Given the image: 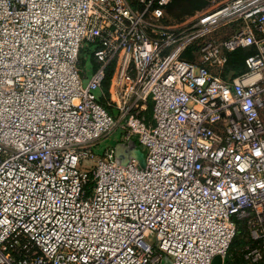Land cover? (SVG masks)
<instances>
[{"label":"built area","instance_id":"built-area-1","mask_svg":"<svg viewBox=\"0 0 264 264\" xmlns=\"http://www.w3.org/2000/svg\"><path fill=\"white\" fill-rule=\"evenodd\" d=\"M219 1L169 26L171 0H0V264H211L243 219L264 242V0ZM117 130L145 167L95 155Z\"/></svg>","mask_w":264,"mask_h":264},{"label":"trees","instance_id":"trees-1","mask_svg":"<svg viewBox=\"0 0 264 264\" xmlns=\"http://www.w3.org/2000/svg\"><path fill=\"white\" fill-rule=\"evenodd\" d=\"M180 0H171V2L169 3V5L166 7V10H168L169 6H171L172 2L173 3H178ZM201 3H193L192 8L188 11H186L187 14H192L195 13L196 11H198L199 9L204 8L205 6H201ZM185 6V4H183ZM186 7V6H185ZM167 12V11H166ZM164 23L166 25L171 26L170 22L167 20V15L165 13V17H164ZM229 28V27H228ZM232 28V33L236 30V28L231 27ZM220 33H218L219 35ZM85 50V49H84ZM84 50H82V55H87V52H83ZM191 52V51H190ZM188 52L185 54L184 58L188 59V60H194L193 55ZM256 53V50L254 48L251 49H247V50H242V51H238L234 54H232L230 56V60H229V64L228 67L226 68V71L223 74V77L226 79L227 77H229L230 75H232L233 77H236L238 75L243 74L246 71V64H245V59ZM80 61H82L85 63L87 60L83 59L81 57ZM112 70L113 68H111L109 70L107 79L103 85V93L105 94V96L103 95V93H100L98 96V101L101 105H103L105 108L109 109L107 106V100L106 97L109 96V86H110V78H111V74H112ZM111 113L112 110L109 109ZM151 111L149 112L150 115ZM264 242L262 240H255L252 237L251 234V228L250 225L248 223V220L243 219V220H239L237 221V234L235 236V238L233 239V242L227 252V255L225 257V264H253L251 261L247 260L245 258V254L247 249H255V248H261L263 246Z\"/></svg>","mask_w":264,"mask_h":264},{"label":"rangeland","instance_id":"rangeland-1","mask_svg":"<svg viewBox=\"0 0 264 264\" xmlns=\"http://www.w3.org/2000/svg\"><path fill=\"white\" fill-rule=\"evenodd\" d=\"M193 3H201L200 7L201 6H205V7L199 9L198 11L193 13V15L187 14L186 11L192 8ZM221 3L222 2L219 0H180L176 4L172 2L168 10H166L167 20L170 22L171 26L183 25L189 22L192 18H194L198 14L215 11L221 5ZM183 4H185L186 7ZM219 33H220L219 38H225L232 33V28L229 27V28L221 29L219 30ZM83 52H87V49H85ZM81 57L87 60V55L84 54L82 55L81 53ZM79 66L82 70H86L88 68L87 64L85 63L84 66V63L82 61H80ZM91 74H92L91 72H88V74L86 75L85 77L86 82L91 77ZM99 94L100 92L97 95L99 96ZM122 137H123V132L121 130H117L110 137L100 141L96 146L93 147V151L95 155L100 157L103 156L107 150L116 147L121 142ZM137 150L138 152L143 154L146 165V159L148 155L147 148L141 145H137ZM129 159H130V155H128V153L125 152L123 154L122 159H120L119 162L122 164H126L129 161ZM147 240L152 243V239L147 238Z\"/></svg>","mask_w":264,"mask_h":264},{"label":"water","instance_id":"water-1","mask_svg":"<svg viewBox=\"0 0 264 264\" xmlns=\"http://www.w3.org/2000/svg\"><path fill=\"white\" fill-rule=\"evenodd\" d=\"M127 152L130 157H134L141 165V167H145V161L143 154L138 152L137 150V145L136 144H131V145H124V144H118L116 146V153H117V158L118 162L120 159H122L123 154ZM120 163V162H119ZM122 164V163H121ZM169 264V263H167ZM211 264H225L224 258L221 256H216Z\"/></svg>","mask_w":264,"mask_h":264}]
</instances>
